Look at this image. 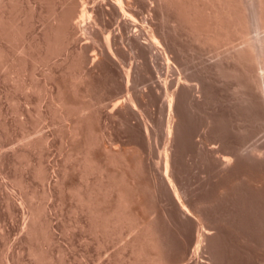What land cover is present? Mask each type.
I'll use <instances>...</instances> for the list:
<instances>
[{"label":"bare ground","instance_id":"obj_1","mask_svg":"<svg viewBox=\"0 0 264 264\" xmlns=\"http://www.w3.org/2000/svg\"><path fill=\"white\" fill-rule=\"evenodd\" d=\"M151 1L152 0H0V69L4 68V70H6L4 80L6 82L9 81L7 84H9L10 82H11L10 85L12 84V86H10V85L9 86L12 87L13 89H9V90L13 91L15 89V91H21V93L24 92L23 95L27 94L28 97H31L34 94H36V95L44 94L42 92H47V90H45L47 85L41 86V84H39L40 82L38 83V81H37L38 78H35L36 69H38L39 65L50 62V60L53 59V57L64 56L62 54L65 53V56H64L65 58H62L63 59V62H62L63 63V66H62L63 69L61 71V75L60 76H58L57 74L52 75V73H50L51 75L50 74L48 75V73H47L48 76L47 77L45 76L46 77L45 81L54 82V88L51 90L49 88V90L47 92V95H49V97H50L49 103L51 106L50 105L49 106H50V108L52 107L54 109L53 113H55V115H57L56 117L59 121L61 120L60 122H63V123L68 122V123L64 124L65 127H62L61 130L57 129L58 131L56 132L62 138L61 143L63 142V145L68 143L67 146L69 147V149L67 147V150H68L67 156H66L67 159L65 158V160H67V162H70V161L74 162V163H71L72 166L70 168L65 166L67 162L63 165L64 168L62 170V176L60 175L62 178H61V181L59 180L60 182L57 181L58 182L57 188L61 187V189H62V191H58L59 194H60V192H63V193L67 192V194L70 195L69 199L72 198V201H73V199L76 201V206L74 209H76L77 212L79 211L81 213L80 215H82L81 216L82 218L79 219L80 222L78 221L81 225L82 231L84 232V234L89 233L92 236H94L96 242L100 246L105 245V243L109 240L112 241L113 240L112 237L113 236L115 237V235H118V238L121 237L122 239L125 236V238H124L125 240L123 239L125 242H123V245L121 244L122 245V246H120L121 248L117 249V251L114 253V255L111 259H110L111 256L109 257V260L106 264H178V263H181L180 260H181L182 255L180 252L179 253L181 256L179 258H176V259H174L175 257H173L172 259L170 258L169 254H170L171 250H169V248H170L169 246L171 243L169 244L168 241H171V240L166 239L170 234L168 236H166L165 231H167V230H165V229H167L168 227L162 228V226L164 224L160 223L162 221H163V223H165L163 218H165V220H168L170 223H173V224L176 222L175 214L173 213V211H170L171 206H170V208L168 206L169 209L165 206L161 207V205H162L161 201H163L162 199H163V195H164L161 184L167 185V189H168L167 192L170 195L169 199L172 201L171 203H173V205L177 209V211H175V212H177L179 215V217L178 216L177 217L179 218L181 223H185L187 225L183 229V232L181 231L184 234V237L188 238L187 243H186V241H183L186 243V245L188 244L187 249H190L188 247L189 246L192 247V245H193V244L192 245H190V244L192 242H195L196 249L192 250V251H194L193 254L190 253L191 259L189 258V261L191 260V262H193V264H195V263L196 264H204L205 262L204 261L201 262L202 259L200 261V259L198 258V257H202V255L200 254L201 253L200 250H202L201 248H202L203 242L204 241L206 242V238H207V240H209L208 238H210V239L213 238V237H211L212 234L210 233L211 231H213V229L210 230V228H214L215 226H214V223L212 221L208 220L209 219L208 217H205V218H207L205 220L206 221L208 220V222L210 221L211 223H213V225H211V227H208L209 225L206 226L207 223L202 221L204 224H206L205 226L208 229H206V227L204 228V224H202V222H199L200 220L197 221L198 219H196V218L197 217L199 218L201 215V214L199 215V213L201 212L200 208H201V206H203V204H206V202L205 203L200 202V199L197 198L200 203L194 207L193 204H191L192 201L189 202V200L185 197L186 191H184L183 186H181L179 184L177 177H176L177 174L175 175V173H174L173 158H175V157L173 156L174 151H172L173 150L172 145H174L173 143L175 142L174 139H175L176 131H178L177 130V127L179 126L178 120L180 121V119H178L177 112L179 111V107H181V105H183V106H185V108L192 111L193 113L194 112H197L199 114H200V112L202 113V111H203L202 105L203 104L208 105L207 102L212 98V97H210V95H211L210 90L212 87L211 86L212 81H213L212 79L215 78V77L212 78V76H213L212 74H215L216 77H219L220 79H222L224 81H229V80L234 81L235 86H232V88L235 87L236 89L234 88V90H237V92L239 93V95H238L237 92H235L236 95L239 96V100H238V103H236V105H235L234 111H236V109H237L239 114H241V116L245 117L244 120H247L248 121L247 123L250 124L248 126L246 124H243L242 126L245 125L246 127L239 126L240 129L238 128L239 132H240V134L239 133L238 134L243 137L242 138L240 136V138H242V142H240V143L236 142L237 144H235V145L233 144V146L231 145V147H229L228 151H226V152H224L225 150H222L224 152L223 153V152H220L219 150H217L215 148L217 146L212 147L213 141H210L211 143L209 141H206L207 144L210 143L209 146H211L210 149H208V148L206 149V143L204 141L205 145H203V146H205L206 151L209 150V152H206L205 154L202 152H199V153L203 154V156H202V154H201V156L204 159L208 156L209 157L211 156L214 159L215 158H219V160L221 159L220 161L223 163V164H221V168L222 167L225 168V170H223V171L224 172L227 171V173H228V171H234V169H236V168H239V169L245 168V171L246 170L248 171L252 167L253 168L257 167L254 169L252 168L253 170L251 171V174H249L251 176L252 172L254 170L256 172L258 167L264 166L263 165L264 164V140H263V143H261L262 142L261 141V142H259L260 144L258 143V144L253 145V146L251 145L250 148L249 147L245 148V145H247V143L244 145V142L246 141V139H249L251 141L253 138L251 136L253 134L252 130H250V129H253V128H250L251 126L262 123L263 128H261V129H264V0H153V2L156 3L155 5L150 4L149 2H151ZM145 3H147V4L149 3L150 5L145 6L146 12L144 14V13H142L143 12L142 10L139 9L140 10L139 11L136 7L138 4L141 5V4H145ZM140 5H138V7ZM139 8H141V7H139ZM143 9H144V7H143ZM154 12H157V15H158L159 22H155V23L159 24L158 27H155V25H154ZM112 21H116L117 25L119 26V28H118L120 31L119 34H115V32L112 30V28L109 27L110 25L109 26L107 25L108 22L111 23ZM38 22H40L44 25V26L42 25L44 27L42 29L43 31L42 32L40 31V33H36L37 32L36 29H35L36 32L31 31V30H34V26ZM122 23H125L126 25L128 23H130L128 25L132 24L133 25L132 28L138 29L136 31V33L133 34V36L132 35L128 36V37L125 36V37H127V46L124 45L126 38H124V36L121 32V28H120ZM132 33H134V32H132ZM180 39H182V40L186 39V41L189 42L188 47L186 46L188 44L187 42H186L185 46L181 45V44H183L182 42L178 43V41ZM119 40L121 42L119 43V47H118L117 45H118ZM80 42H82V43H80ZM184 43H185V41H184ZM116 46H117V49L115 48ZM150 46L152 47V49L147 50V47L150 48ZM164 46H166V47H164ZM126 47H127V49H126ZM91 50L95 51L93 55H92V53H90ZM187 50L191 51L193 53L191 56V59L186 56ZM125 51H127V55H126ZM205 52L208 54L207 57L210 56V54H209L210 52H211V54L213 52L215 54V55H213L215 61L212 60L214 62H211V64H207L209 60L207 61V63L203 62V61L201 63L200 62L197 63L199 61L198 60L196 62L197 66L195 64L193 65V66H196L198 69L195 72L193 71L194 73L193 72L189 73L190 61L192 59L199 58L203 53L205 55L206 54ZM89 53H90V55H89ZM171 53H172V55L175 54V56L172 57ZM126 56H127V68L123 66V64L125 65L124 60H125ZM146 57L151 59L152 60L151 62H153V63L155 62L154 59H156L157 57H159V58L161 57L162 60L164 61V63H163L164 68L160 67L159 64L157 65L159 67H156L152 63L154 68H156L155 73L159 75V77L156 76L157 77L156 79L159 78L158 79L159 85L157 84L158 85L157 90L161 91V94H159V93L158 94L160 95V98L162 100L161 103H163V105L161 107V111H160L162 117H160V120H158L159 122L157 121L158 125L157 124L156 125L159 127V130L162 129V131L165 132V141L163 139V141L165 142V145L163 146L162 151L159 152V154L161 153V155H160L161 156V159H160L161 163L157 162L156 160L155 161L157 162V164L154 163L157 167L156 170L152 169L151 167L150 168L147 167L145 164L147 162L144 161L143 154H142L145 149H143V152L141 149L143 147V145H145L144 143H142L143 145L141 148L139 146H135V151L138 153V157H137L136 152L132 153L133 150L131 151V149H127V147L124 148V144H123V147H121L120 145L115 143L113 141V138L111 135L112 132L110 130H108V128L105 125H103L99 128H95L91 124L93 122L92 120L94 119L93 118L94 116L92 115L94 113H92V111L94 110L95 104L92 101H90V99L93 100V98H94L93 97L94 90H95V88H94L95 82L94 81H95V75H96L95 69L98 68L100 71L97 73L100 74L102 71H104V69H105L104 67L106 66L107 62L111 61V63H112V61H116L119 63V66L122 69V72H123V78L122 79H124V81H126V83H127V93H126L127 98L126 97L124 98V99H127V101H124V100L123 101L125 103L127 102V109L128 108L132 109L133 111L140 114V118L138 119V123L133 125V126L135 128V131L137 129V131L139 132V133L138 132L137 133L140 134L139 136H141L142 139H144L143 142L144 141L146 142V144L149 148L148 150L152 153V147H153L152 143L153 142L151 143V138L153 136H152L151 130L153 128L150 126L151 124L147 121L148 119L146 120L145 115L143 114V111H142V100L144 99V98L142 99V96L144 97L143 91H141L142 93L139 95V93H137V91H135V89H136L135 87L132 88L129 86L131 84V81H133V79H132V76H133L132 75V67H133L132 65H133V63L130 61L131 60L133 61L134 59L137 58V60L139 59V61H141V62L143 61V65H144L146 63H144V60H141V59H146ZM212 57H211V59H213ZM203 58H205V57L203 56ZM206 59H208V58H206ZM195 61L196 60H194V62ZM145 62H147V61H145ZM62 63H60V65ZM86 64H90L92 66L89 69H86L85 71L82 70V72H80V73L75 68L77 66L83 67ZM192 64H193V62H192ZM73 68H74V70L78 71V74H76L77 73L76 71H75V74H73L74 73V72H72ZM154 68H153V70H154ZM149 69H151V68H149ZM194 69H196V68H194ZM163 70H165V72H166L165 75H161V73L162 74L164 73ZM0 72H1V70H0ZM150 72H151V70H150ZM170 73L171 74L173 73L175 76L177 75V77L176 78H174L175 76L171 77L169 75ZM144 75H145V73H144ZM164 76H166L165 79H163ZM28 77L30 79H28ZM107 78H108V76H107ZM151 78H150V81H151ZM48 79H50V80H48ZM148 79H149V77H148ZM152 80H153V78H152ZM158 80H156V81H158ZM224 81H221V82L223 83ZM194 82H195V84H193ZM134 83H135V86H137L140 83V77L134 78ZM154 83H152V84L154 85ZM113 84H114V82H113ZM147 85H148V83H147ZM214 85H216V82ZM224 85H226V84L224 83ZM230 85H232V83H230ZM96 86H97V84H96ZM144 86H145V84H144ZM156 86H154V87H156ZM121 88H123V87H121ZM195 89H198V90L203 89V92H205V96H204L205 101L204 102H202L201 100H198V99L196 100L194 98L193 92L195 91ZM220 89H223V88H220ZM227 89H228V87H227ZM5 90H6V88H5ZM234 90L232 89V91H234ZM211 91H213V90H211ZM39 92H41V93H39ZM96 92H95V94H97ZM199 92H201V90ZM218 92H217V94H218ZM223 92L221 94H223ZM226 92L228 93V91H226ZM9 93L10 92H8V94ZM212 94H214V93H212ZM149 95H151V94H149ZM199 95H200V93H199ZM236 95L234 94V96H236ZM40 96L43 98L42 95H40ZM95 98H96V95H95ZM41 99L39 98V100H41ZM43 99H45V98H43ZM157 99H158V97H157ZM227 99H228V97H227ZM12 100H14V99H12ZM156 100H155V102H156ZM212 101H213V99H212ZM225 101H227V100H225ZM12 102L15 103V101H12ZM41 102L42 101H40L38 103L41 104ZM116 102H117V104H118V102L122 104V101H116ZM231 102H232V100H231ZM236 102H237V100H236ZM234 103H235V101H234ZM15 104H17V102ZM215 104H216V102H215ZM118 105L116 106V104H115V109H116V107H119ZM121 107H120V109H122ZM152 107H154V106H152ZM156 107H157V105H156ZM232 107H233V105H232ZM113 108H112V110H113ZM185 108L183 107V109H185ZM212 108L210 107L211 110H212ZM13 109H15V108H13ZM150 109H152V108H150ZM216 109H218V107ZM29 110L30 109H28V111ZM15 111H16V109H15ZM182 111H184V110H182ZM225 111L227 112V110H225ZM1 112H2V110H1ZM185 113H187V110ZM223 115H225V114H223ZM46 116H48V115H46ZM200 116H203V115H200ZM229 116H230V114H229ZM73 117L74 118L76 117V118L73 119ZM236 117L237 116H235L234 119H236ZM133 118H135V117H133ZM210 118L211 117L209 116V119ZM223 118H225V117H223ZM226 119H224V120H226ZM194 120L197 121V119H193V121ZM201 120H202V118H201ZM203 120H205V119H203ZM241 120H243V119H241ZM182 121L184 122V120H182ZM215 121H216V119H215ZM133 122H135V121H133ZM200 122H202V121H199L198 124ZM207 122H208L209 126L211 124L212 125L215 124V123L213 124L214 121L212 122L211 120L210 121L207 120ZM220 122L222 123V121H220ZM229 122H230V120H229ZM239 122H240V120H239ZM190 123H192V122L190 121ZM217 123H219V122H217ZM225 123L226 122H224V124ZM219 124H216V125L220 126ZM25 125H26V122H25ZM27 126H26V128H28ZM195 126H193V127H195ZM209 126L205 127V128L209 129L210 128ZM214 127L216 128V126H214ZM225 127L226 126L224 125V130L227 129ZM232 127H233V125H232ZM52 128H56V127H52ZM184 128H186V127H184ZM39 129L38 130L36 129L37 132L34 130V132L37 134V136H35V137L31 136L33 133L30 135L28 130L25 129V131L28 132L27 136L25 135V133L23 131L24 135L22 136V138L23 137L24 138L22 140H20V142L22 141L21 142L22 148L14 149L15 148L14 147L13 150L11 149L12 156L14 158H22V157L26 158V156H29L32 153L34 154L38 149L41 150L42 156H40V157L43 158L45 156V152L43 155L42 150H44V147L49 143L50 139H49V136L46 135L47 131H48L47 129H46L47 131H45V130L41 131V129L40 130ZM156 129H158V128H156ZM256 129L258 130V126L256 127ZM216 130H214V131H216ZM224 130H223V133L225 132ZM4 131H5V129H4ZM11 131H13V130H11ZM44 131L46 132V134ZM109 131L111 132V134ZM154 131H155V129H154ZM221 131H220V134H221ZM259 131L260 132H257L258 134L261 132H263V134H264V131H261V130H259ZM30 132H33V131L30 130ZM155 132H153V135L158 136L157 132L156 133ZM194 132H196V131H194ZM208 132H210V131L208 130ZM50 133H51V131H50ZM133 133H134V130H133ZM203 133H205V131ZM226 133L227 132H225L224 135ZM198 134H200V133H198ZM205 134H207V133H205ZM214 134H213L214 137L217 136ZM216 134H218V133H216ZM59 135H58V137H59ZM162 135H163V133H162ZM207 135H206V139L211 137V136L207 137ZM250 136L252 137L251 139L249 138ZM255 136H254V138H256ZM4 137H5V135H4ZM201 137H202V135H201ZM221 137H223V136H221ZM260 137H262V136H260ZM204 138H205V136H204ZM215 138H217V137H215ZM257 138H259V137L257 136ZM195 139H197V137ZM198 139H199V135H198ZM2 140L4 141V139H2ZM227 140H228V138H227ZM254 140H256V139H253V141ZM190 141L192 142V140H190ZM238 141H240V140H238ZM154 142L156 143V141H154ZM198 142H200V141H198ZM198 142H197V144H198ZM217 142H219V141L217 140ZM1 144H2V142H1ZM17 144H18V142H17ZM157 144H158V142H157ZM215 144L218 145V143H215ZM17 146H19V145H17ZM147 146H146V149H147ZM183 146H186V145H183ZM218 146H220V145H218ZM198 148H199L198 151L201 150L200 145ZM158 150H161V149H158ZM203 150H204V148H203ZM193 151H194V149H193ZM9 152H10V150H9ZM3 153H4V150H3ZM6 153L7 152H5V155H6ZM200 154H198L199 158H200ZM174 155L176 156V153ZM179 155H181V154H179ZM145 156H146V154L144 155V157ZM149 157H151V155ZM196 157H198V156H196ZM0 158L2 159L5 157H4V155L3 156L1 155ZM203 158H201L202 162L204 160ZM1 159H0V169L2 167H4V163H5ZM207 159H209V158H207ZM194 160H195V158H194ZM197 162H199V161H197ZM207 165H209V164H207ZM207 165H204V167ZM34 167H35V165H34ZM200 167H203V165ZM217 168H219V167H217ZM217 168L215 171H217ZM221 168H219V169H221ZM247 168H249V169H247ZM38 169H39V172L42 174V175L38 174V176L40 175L39 177H42V179H41L42 183H43V181L44 182L46 181V183H47V181L51 180V179L48 180V178L50 177L49 176L50 174L48 175V171H47L48 168L46 169L45 166L42 167V164H41V167L39 166L36 169L37 173H38ZM262 169H263V167H262ZM262 169H261V171H262ZM202 170H204V169L202 168ZM70 171L74 172V174H76V175H78V177H80V180H81L80 184L71 183L72 180H70L71 182L69 184L67 183ZM221 171H222V169H221ZM245 171H243V174ZM261 171H259V173H256V174L257 175L262 174ZM182 172H184V171H182ZM236 172H239V171H236ZM206 173H208V172H206ZM229 173H231V172H229ZM221 174L223 175L224 173H221ZM243 174H241V176L238 177L239 180L242 181V179L243 180L249 179L248 181H246V182L244 181V182L245 183H247V182L251 183L248 186L251 185V189H253V191H255L254 194H256V191H258L259 193H260V191L263 192L262 195H260V198H261L260 200H256L257 197L255 196L256 197L255 198L253 196L255 199H254L253 203H251V210L256 214V216H258V217H256L257 218V227L256 228H258L260 230V233H263V236H264V175H262V176L260 175V177H257V175H256V177H254V175H252L251 176L252 178H250V176H248V174H245V175H243ZM253 174H255V173H253ZM202 175H204V174H202ZM216 175H219V174H216ZM91 176L94 177L93 181L90 180ZM223 177H225V176L223 175L220 178H223ZM227 177H229V175ZM218 178L216 177V179H218ZM230 178H231V176H230ZM238 178L237 179L233 178L232 182H234L235 180H238ZM240 178H242V179H240ZM91 179H92V177H91ZM212 179L214 180V178H212ZM212 179H210V180H212ZM200 180H202V179H200ZM210 180H209V182H210ZM225 180H224V182H225ZM228 180H229V178H228ZM13 181L14 180H12V182ZM52 181L53 180H51V182ZM190 182H191V180H190ZM198 182H201V181H198ZM236 182H235V184H236ZM14 183H15V186L17 185L18 189L20 187L21 190L20 189L19 190L21 192H22V190L25 191V187H24L25 184L24 183L17 181V180L14 181ZM218 183H216V185ZM238 183H240V182H238ZM209 184L210 183H208V185ZM222 184H223V182H222ZM233 184H230V185L233 186ZM238 185H240V184H238ZM0 186H1V184H0ZM25 186L28 189V192L26 191L27 192L26 193L23 191L24 194L26 193V195H25L26 200L24 199V203L26 206H28L29 217H28V220L26 221L25 227L23 229L22 236H23V241H25V243L28 246L27 248H28L29 253H30V254L29 253L28 254L31 255V257L37 262V264H57L54 257L51 254H49L46 250H44L45 247H44V249H38V247L37 248L35 247L36 243L34 244V242H37V243L39 241L40 242L42 241V243H43V241L51 242L52 239L54 238L53 237L54 235L52 236V232H51L52 225H50L51 222L49 221V219L46 216L47 213H45V212H47L46 209L48 207L42 208L40 206V208H39L37 206H34L33 205V202H34L33 198H35L36 194L34 195V192H32V191L31 192L33 194L32 193L28 194V193H30L29 192L30 189L27 187V185H25ZM232 186H230V188H229V187H227V184H226L227 190H228V188L231 189ZM237 186H236V188H237ZM248 186H245V187L248 188ZM239 188H241V187H239ZM220 189H222V188L220 187ZM150 190L152 191L151 193L153 194L150 196V199H151V197H152V199L155 198L154 200L157 203H160L159 206L158 205H154L153 207L151 206L152 201L150 202V200L148 199V197H149L148 192H150ZM211 190H212V188H211ZM234 190L237 191V189H235V187H234ZM242 190H243V188H242ZM199 191L202 192L201 190H199ZM238 191H240V189ZM215 192H216V190H215ZM221 192H222V190H221ZM221 192H220V194H222ZM44 193L46 194V192H44ZM206 193H204V194H206ZM238 193H241V192H238ZM238 193H237V195H238ZM208 194H209V192H208ZM217 194H219V190H218ZM243 194H244V192L242 193V195ZM48 196H49V194H48ZM55 196H56V194H55ZM189 196H191V195H189ZM224 196H226V195L223 194V197ZM63 197H64V195H63ZM191 197H193V195ZM195 197H197V196L195 195ZM205 197H206V195H205ZM217 197H215V198H217ZM10 198L13 199L12 194L10 195ZM10 198H8L7 200H8V204L10 203V205H11L12 202H11ZM232 199H233V197H232ZM154 200H153V202H155ZM217 200H218V198L216 199V204H217ZM212 201H214V200H212ZM223 201H225V200H223ZM246 201H247V199H246ZM220 202H219V204H222ZM164 203H166V202H164ZM241 203L243 204L242 200H241ZM71 204L73 205V203H71ZM209 204H210V202H209ZM169 205H170V203H169ZM223 206H225V205H223ZM240 206H241V204H240ZM12 207H13V205H12ZM246 207L248 208V207H250V205L249 206L246 205ZM207 208L208 207H206L204 209H207ZM243 209L245 210L244 207H243ZM10 211L12 212V210H10ZM203 212H206V211L203 210L202 214H203ZM160 213H161V217L164 216V217H162V220H160ZM206 214L204 216H206ZM214 214H216V213H214ZM234 214H236V212ZM249 214H251V213H249ZM13 215H14V211H13ZM222 215H223V213H222ZM195 216H197V217L195 218ZM251 217H253V216H251ZM238 218H236V219H238ZM192 219H196V221H197L196 224L195 223L190 224L191 221H194ZM199 219H202V217H200ZM244 220H245V218H244ZM168 221H166V222L168 223ZM246 221L247 220H245V222ZM218 222H216V223H218ZM216 223H215V225H216ZM246 223H248V222H246ZM160 224H162V225H160ZM185 224H183V225H185ZM227 224H225V225H227ZM243 224H244V222H243ZM222 225L223 224H221V226ZM247 225H245V227ZM250 226H252V225H250ZM216 228L214 229L215 231H217L219 229L218 228L216 230ZM247 229H249V228L247 227ZM188 231L193 232L191 238H190V236L188 237V234H187ZM231 231H233V229ZM237 231H239V230H237ZM242 231H243V228H242ZM255 231H257V230H255ZM195 232H196V235H195ZM171 233L174 234V231ZM217 233H220V232H217ZM245 233H244V235H245ZM178 234H179V232H178ZM127 235H128V237H127ZM217 235H219V234H217ZM179 236H181V235L179 234ZM184 237H183V239L185 240ZM244 237L247 238L246 235ZM168 238H170V237H168ZM255 238H257V237H255ZM116 239H114V240H116ZM241 239H243V238H241ZM261 240H263V239H261ZM235 241L237 242V240H235ZM246 241H249V240H246ZM255 241H257V240H255ZM255 241L253 243L251 241H249V243H252L250 245L252 246L253 244H255ZM46 242H44V243H46ZM44 243H43V245H44ZM262 243L264 244V242H262ZM49 244H51V243H49ZM49 244H48V246H49ZM108 244H106V245H108ZM256 244H258V242ZM244 245H245V243H244ZM177 247H178V245H177ZM183 247H184V245H183ZM258 248H260V245ZM185 250H186V247H185ZM186 251H188V250H186ZM186 251H184V252H186ZM203 251H205V250H203ZM246 251H248V249ZM261 251H262V249H261ZM172 252H173V250H172ZM190 252H191V250H190ZM187 253H183V254L185 255ZM255 253H256V251H255ZM258 253H259V251H258ZM199 254L201 256H199ZM187 255H189V254H187ZM187 255H185V256H187ZM203 255H204V253H203ZM172 256H173V254H172ZM174 256H175V253H174ZM183 256H182V259L184 258ZM204 257L205 256H203V258ZM61 260H62L61 262H63V259H61ZM184 260H186V259H184ZM191 262H189V263H191ZM58 263H60V260ZM63 263H61V264H63ZM187 263H185V264H187ZM257 264H258V262H257Z\"/></svg>","mask_w":264,"mask_h":264},{"label":"rangeland","instance_id":"obj_2","mask_svg":"<svg viewBox=\"0 0 264 264\" xmlns=\"http://www.w3.org/2000/svg\"><path fill=\"white\" fill-rule=\"evenodd\" d=\"M150 4H153V5H155L156 3L155 2H153V0L151 1V2H149ZM147 4V3H145V4H138V5H140L139 7H141V8H139L138 7V5H137V9L139 10H142L141 12L142 13H144L145 14V12H146V7L145 6H147V5H150V4ZM144 5V6H143ZM143 7H144V9H143ZM139 10V11H140ZM147 14V13H146ZM157 17V18H156ZM113 22V23H112ZM111 23H109L108 22V26L110 27V28H112V30L115 32V34H119V26L117 25V23H116V21H112ZM155 22H159V19H158V15H157V12H154V25H155V27H158L159 26V24L158 23H155ZM116 25H115V24ZM128 24H130V23H128ZM126 25L125 23H122V25H121V32H122V34H123V36H124V38H126L125 39V46H127V37L128 36H133V34H135L136 33V31L138 30V29H136V28H132L133 27V25L131 24V25ZM43 24L42 23H40V22H38L35 26H34V30H31V31H35V29H36V33H40V31L42 32L43 30V26H42ZM130 26V27H129ZM116 28V29H115ZM128 29V30H127ZM131 30V31H130ZM117 31V32H116ZM127 31V32H126ZM132 32H134V33H132ZM119 36V35H118ZM125 36H127V37H125ZM184 39V38H183ZM184 41H185V43H184ZM121 41L119 40L118 41V47H119V43H120ZM179 42H182L183 44H181L182 46H185V44H186V42L188 43L186 46L188 47V45H189V42L188 41H186V39L185 40H182V39H180L179 41H178V43ZM80 43H82V42H80ZM117 46L115 47L116 49H117ZM164 47H166V46H164ZM126 49H127V47H126ZM152 49V47L150 46V48L149 47H147V50H151ZM166 49V48H165ZM93 50H91L90 51V53H92V55L94 54V52L95 51H93ZM126 52V55H127V51H125ZM90 53H89V55H90ZM191 53V54H190ZM206 53V52H205ZM188 54V55H187ZM192 52L191 51H188L187 50V53H186V56L188 57V58H190L191 59V56H192ZM207 54V53H206ZM204 55V53L199 57V58H197V59H192L191 61H190V65H189V69H190V71H189V73L191 72H195L198 68L196 67L197 66V64H196V62L197 63H201L202 61L203 62H206L207 63V61H208V63L207 64H211V62H214L215 60H214V56L213 55H215L213 52H212V54H211V52L209 53L210 54V56L209 57H207L208 56V54L207 55ZM62 55H64L65 56V53H63ZM171 55H172V53H171ZM64 56H55V57H53V59H51L50 60V62H48V63H45V64H41V65H39V67H38V69H36V71H35V78H38L37 79V81H38V83L39 84H41V86H46V88H45V90H47V92H48V90H49V88H50V90L51 89H53L54 88V82H51V81H45V79H46V77L50 74V73H52V75H58V76H60L61 75V71H62V69H63V59L62 58H65ZM175 56V54H173L172 55V57H174ZM203 56L205 57V58H203ZM213 56V57H212ZM211 57L213 58V59H211ZM206 58H208V59H206ZM211 60H210V59ZM202 59V60H201ZM137 58L136 59H134L133 61L131 60L130 62H132L133 63V67H132V79H133V81H131V84L129 85L130 87H132V88H136L135 89V91H137V93H139V95L142 93L141 91H143V95H144V97L142 96V111H143V114L145 115V118H146V120L151 124L150 126L153 128L151 131H152V138H151V143H152V153L148 150L149 148H148V146H147V144H146V142L144 141L143 142V140L144 139H142L141 138V136H139L140 134H138L139 132L137 131V129H136V131H135V128H134V126L133 125H135V124H137L138 123V119L140 118V114H138L137 112H135V111H133L132 109H127V102L125 103L124 101H127V99H124L125 97L127 98V83H126V81H124V79H122L123 78V72H122V69H121V67L119 66V63L118 62H116V61H112V63H111V61H109V62H107L106 63V66L104 67L105 69H104V71H102L100 74H98L97 72H99L100 70L98 69V68H96L95 69V86H94V88H95V90H94V94H95V92L97 93V94H95L96 95V98H95V95L93 94V100L92 99H90V101H92L94 104H95V106H94V110L92 111V113H94V114H92L94 117V119L92 120L93 122L91 123L92 124V126H94L95 128H99V127H101V126H103V125H105L107 128H108V130H110L111 132H112V134H111V132H110V134L112 135V138H113V141L115 142V143H117L118 145H120L121 147H123V144H124V148L125 147H127V149H131V151L133 150V152L132 153H135L136 151H135V146H139L140 148L142 147V143H144L146 146H147V149H146V146L145 145H143V147L141 148L142 149V152H143V149H145L144 150V152L142 153L143 154V158H144V161H146L147 163H145L146 164V166L147 167H151L152 169H157V167H156V165L155 164H157V162H160L161 163V153L159 154V152H161L162 151V149H163V146L165 145V132L164 131H162V129H160L159 130V127L157 126L158 125V120H160V117H162V115H161V113H160V111H161V107H162V105H163V103H161V98H160V95L159 94H161V91H159V90H157V87H158V82H159V78L158 79H156L157 77L156 76H158L159 77V75L158 74H156L155 72H156V68H154V66H156V67H163L164 68V61L162 60V58L160 57H157L156 59H154V63L153 62H151L152 60L151 59H149L148 57H146V59H141V60H144V63H146V64H144L143 65V61L141 62V61H139V59L137 60ZM194 60H196L195 62H194ZM201 60V61H200ZM212 60H214V61H212ZM145 61H147V62H145ZM149 61V62H148ZM157 61V62H156ZM161 61V62H160ZM129 62V63H130ZM137 62V63H136ZM139 62V63H138ZM151 62V63H150ZM192 62H193V64H192ZM60 63H62L61 65H60ZM124 63H125V65L123 64V66L124 67H126L127 68V56H126V58H125V60H124ZM142 63V64H141ZM149 63V64H148ZM152 63H153V65H152ZM162 63V64H161ZM109 64V65H108ZM114 64V65H113ZM139 64V65H138ZM159 64V66H157ZM196 65V66H193V65ZM89 65V66H88ZM112 65V66H111ZM81 66V65H80ZM87 66V67H86ZM92 65H90V64H86V65H84L83 67L81 66V67H79V66H77V67H75L76 68V70H78L79 71V73L80 72H82V70L83 71H85L86 69H89L90 67H91ZM138 66V67H137ZM141 66V67H140ZM143 66V67H142ZM151 66V67H150ZM192 66V67H191ZM79 67V68H78ZM109 67V68H108ZM111 67V68H110ZM117 67V68H116ZM146 67V68H145ZM84 68V69H83ZM107 68V69H106ZM149 68H151V69H149ZM153 68H154V70H153ZM194 68H196V69H194ZM80 69V70H79ZM134 69V70H133ZM1 70V72H0V141L2 140V139H4V141L2 140L1 142H2V144H1V142H0V156L2 155H4V157L5 158H0L2 161H4L5 163H4V167H2L1 169H0V184H1V186H0V264H37V262L31 257V255H29L30 253H29V250H28V246H27V244L25 243V241H23V236H22V233H23V229H24V227H25V224H26V221L28 220V217H29V214H28V206H26L25 205V203H24V199L26 200V193L28 192V189L26 188V186L25 185H27V187L30 189L29 190V192L30 193H28V194H31L32 192H34V195H35V198H33L34 200V202H33V205L34 206H37V207H39L40 208V206L43 208V207H48L46 210H47V212H45V213H47L46 214V216H47V218L49 219V221L51 222V224L50 225H52V227H51V232H52V236L54 237H52L53 239H52V241L51 242H49V241H43V243L44 242H46V243H44V245H43V243H42V241L40 242H34V244L36 243V248L38 247V249H44V247H45V249L44 250H46L49 254H51L53 257H54V259H55V261L57 262V264H61V263H63V264H106L107 262H108V260H109V257H110V259L113 257V255H114V253L117 251V249H119V248H121L120 246H122L123 245V242H125L124 240V238H125V236H124V240L121 238V237H119L118 238V235H115V237L113 236L112 238H113V240L111 241V240H109V241H107L106 243H105V245H102V246H100L97 242H96V240H95V238H94V236H92L91 234H87V233H85L84 234V232L82 231V229H81V225H80V220L79 219H81L82 217V215H80L81 213L78 211H76V209H74L75 208V206H76V201L73 199V201H72V198H70L69 199V197H70V195L69 194H67V192H65V193H63V192H60V194H59V192L58 191H62V189H61V187H58L57 188V186H58V182H60L61 181V176H62V170H63V168H64V164L67 162V160H65V158H66V156H67V145H68V143H66V144H64L63 145V142L61 143V137H60V135L58 134V133H56L58 130H61V128L62 127H65L64 126V124L65 123H68V122H60L58 119H57V115H55V113H53V111H54V109L51 107L50 108V97H49V95H47V92H42V93H44V94H38V95H36V94H34V95H32L31 97H28L27 96V94H24L23 95V93H21V91H15V89L12 91V90H9V89H13L12 87H10V86H12V84L10 85V83L9 84H7L9 81H5L4 79H5V73H6V70H4V68L3 69H0ZM76 70H74V68L72 69V72H74L73 74H75V71ZM108 70V71H107ZM150 70H151V72H150ZM153 70V71H152ZM78 71H76L77 73L76 74H78ZM138 71V72H137ZM149 71V72H148ZM164 71V73L162 74L161 73V75H165L166 74V72H165V70H163ZM162 71V72H163ZM56 72V73H55ZM71 72V73H72ZM116 72V73H115ZM118 72V73H117ZM121 72V73H120ZM148 72V73H147ZM193 72V73H194ZM47 73H48V75H47ZM106 73V74H105ZM144 73H145V75H144ZM153 73V74H152ZM45 74V75H44ZM135 74V75H134ZM153 76H152V75ZM51 75V74H50ZM171 77H174L175 75L172 73H170L169 74ZM173 75V76H172ZM213 75V76H212ZM211 76H212V78H214V79H212L213 81H212V87H211V90H213V91H211L210 90V97H212L207 103H208V105H202V113L200 112V114L199 113H197V112H192V111H190V110H188L187 108H185V106H183V105H181V107H179V111L177 112V115H178V119H180V121L178 120V127H177V130L178 131H176V135H175V142L173 143L174 145H172V151H174L173 152V156L175 157V158H173V163H174V173H175V175H176V177H177V180H178V182H179V184L181 185V186H183V188H184V191H186L185 192V197L189 200V202H191V204H193V206L195 207V206H197L200 202H206V204H203V206H201V208H200V213H199V215H200V217H202V219H199L197 216H195V218L196 219H198L197 221H199V222H205V223H207V225L206 224H204L203 222H202V224H204V228L206 227V226H208V227H211V225H213V223H214V228H210V230H212L213 229V231H211L210 233L213 235H211V237H213V238H208L209 240H207V238H206V242L204 241L203 242V245H202V250H200V254L202 255V257H198L199 259H200V261H201V259H202V261L201 262H205L204 264H257V262H258V264H263L264 263V244L262 243V242H264V236H263V233H260V230L258 229V228H256L257 227V218L256 217H258V216H256V214L251 210V203H253V201H254V199L256 198V200H260L261 198H260V195H262V191H260V193L258 192V191H256V194H254L255 193V191H253V189H251V185L250 186H248L249 184H251V183H249V182H247V183H245L246 181H248L249 179H245V180H243L242 178H240V179H242V181L241 180H239V176H241V174H243V171H245V168H241V169H239V168H236V169H234V171H228V173H227V171H223V170H225V168H221V164H223L220 160H219V158H213V157H206L205 159L202 157L203 156V154L202 153H206V152H209V150H207L206 151V149L208 148V149H210V147L211 146H209V144L211 143L210 141H213L212 142V147L213 146H217V147H215L217 150H219L220 152H223L222 150H225L224 152H226V151H228V148L229 147H231V145L233 146V144L235 145V144H237V143H240V142H242V136L241 135H239L240 134V132H239V129H240V127L239 126H241V127H246L245 125L244 126H242L243 124H246L247 126L248 125H250V124H248L247 122V120H244V118L245 117H243V116H241V114H239V112L237 111V109H236V111H234V109H235V105H236V103H238V100H239V96H237L236 95V93L235 92H237V90H234V88L235 87H233L232 88V86H235V82L234 81H231V80H229V81H224V80H222V79H220L219 77H216L215 76V74H212ZM46 76V77H45ZM107 76H108V78H107ZM135 76V77H134ZM147 76V77H146ZM153 78V80H152V78ZM2 77V78H1ZM118 77V78H117ZM138 77H140V83L137 85V86H135V83H134V78H138ZM148 77H149V79H148ZM165 77L166 76H164L163 77V79H165ZM177 77V75L174 77V78H176ZM114 78V79H113ZM117 78V79H116ZM150 78H151V81H150ZM218 78V79H217ZM2 79V80H1ZM28 79H30L29 77H28ZM155 79V80H154ZM48 80H50V79H48ZM116 80V81H115ZM119 82H118V81ZM148 80V81H147ZM156 80H158V81H156ZM215 80V81H214ZM99 81V82H98ZM123 81V82H122ZM153 81V82H152ZM221 81H224L223 83L221 82ZM5 82V83H4ZM47 82V83H46ZM112 82V83H111ZM113 82H114V84H113ZM155 82V83H154ZM157 82V83H156ZM214 82V83H213ZM215 82H216V85H214L215 84ZM232 83V85H230V83ZM100 83V84H99ZM124 83V84H123ZM126 83V84H125ZM147 83H148V85H147ZM152 83H154V85L152 84ZM224 83L226 84V85H224ZM234 83V84H233ZM6 84V85H5ZM96 84H97V86H96ZM144 84H145V86H144ZM158 84V85H157ZM193 84H195V82L193 83ZM218 84V85H217ZM8 85V86H7ZM10 85V86H9ZM100 85V86H99ZM116 85V86H115ZM147 85V86H146ZM153 85V86H152ZM157 85V86H156ZM222 85V86H221ZM118 86V87H117ZM150 86V87H149ZM154 86H156V87H154ZM214 86V87H213ZM221 86V87H220ZM101 87V88H100ZM121 87H123V88H121ZM227 87H228V89H227ZM5 88H6V90H5ZM8 88V89H7ZM119 88V89H118ZM138 88V89H137ZM142 88V89H141ZM220 88H223V89H220ZM117 89V90H116ZM156 89V90H155ZM232 89L234 90V91H232ZM236 89V88H235ZM119 90V91H118ZM150 90V91H149ZM155 90V91H154ZM201 90V92H199ZM200 90H198V89H195V91L193 92V95H194V98L197 100H201L202 102H204L205 100V92H203V89H200ZM230 90V91H229ZM140 91V92H139ZM145 91V92H144ZM148 91V92H147ZM219 91V92H218ZM221 91V92H220ZM224 91V92H223ZM226 91H228V93L226 92ZM8 92H10L9 94H8ZM17 92V93H16ZM41 92H39V93H41ZM124 92V93H123ZM152 92V93H151ZM217 92H218V94L220 95L222 92H223V94H221L220 96L217 94ZM7 93V94H6ZM146 93V94H145ZM154 93V94H153ZM157 93V94H156ZM159 93V94H158ZM197 93V94H196ZM199 93H200V95H199ZM202 93V94H201ZM212 93H214V94H212ZM236 95V96H234V94ZM15 94V95H14ZM149 94H151V95H149ZM237 94L239 95V93L237 92ZM10 95V96H9ZM36 95V96H35ZM40 95H42L43 96V98H45V99H43ZM47 95V96H46ZM125 95V96H124ZM199 95V96H198ZM203 95V96H202ZM158 97V99H157V97ZM222 96V97H221ZM234 96V97H233ZM26 97V98H25ZM202 97V98H201ZM227 97H228V99H227ZM233 97V98H232ZM29 98V99H28ZM39 98L41 99V100H39ZM47 98V99H46ZM119 98V99H118ZM147 98V99H146ZM151 98V99H150ZM216 98V99H215ZM222 98V99H221ZM231 98V99H230ZM237 98V99H236ZM12 99H14V100H12ZM157 99V100H156ZM212 99H213V101H212ZM222 101H221V100ZM29 100V101H28ZM49 100V101H48ZM124 100V101H123ZM155 100H156V102H155ZM225 100H227V101H225ZM231 100H232V102H231ZM236 100H237V102H236ZM12 101H15V103L17 102V104H15L14 102H12ZM40 101H42L41 102V104L40 103H38V102H40ZM116 101H122V104L121 103H119L118 102V104H117V102ZM144 101V102H143ZM158 101V102H157ZM216 102V104H215V102ZM234 101H235V103H234ZM31 102V103H30ZM99 102V103H98ZM211 102V103H210ZM220 102V103H219ZM113 103V104H112ZM156 103V104H155ZM101 104V105H100ZM115 104H116V106L118 105L119 107H116V109H115ZM145 104V105H144ZM221 104V105H220ZM233 105V107H232V105ZM19 107H18V106ZM50 105V106H49ZM156 105H157V107H156ZM161 105V106H160ZM216 105V106H215ZM28 106V107H27ZM122 106V107H121ZM152 106H154V107H152ZM221 108H220V107ZM114 107V108H113ZM120 107L122 108V109H120ZM160 107V108H159ZM183 107L185 108V109H183ZM206 107V108H205ZM210 107L212 108V110L210 109ZM218 107V109H216ZM13 108H15L16 109V111H15V109H13ZM25 108V109H24ZM112 108H113V110H112ZM145 108V109H144ZM150 108H152V109H150ZM156 108V109H155ZM224 108V109H223ZM233 108V109H232ZM28 109H30L29 111H28ZM53 109V110H52ZM184 110V111H182V110ZM222 109V110H221ZM1 110H2V112H1ZM116 110V111H115ZM118 110V111H117ZM130 110V111H129ZM186 110H187V113H185L186 112ZM205 110V111H204ZM217 110V111H216ZM225 110H227V112L225 111ZM230 110V111H229ZM28 111V112H27ZM113 111V112H112ZM145 111V112H144ZM15 112V113H14ZM30 112V113H29ZM207 112V113H206ZM226 112V113H225ZM230 112V113H229ZM28 113V114H27ZM42 115H41V114ZM117 113V114H116ZM179 113V114H178ZM205 113V114H204ZM237 113V114H236ZM148 114V115H147ZM182 114V115H181ZM185 114V115H184ZM193 114V115H192ZM195 114V115H194ZM207 114V115H206ZM209 114V115H208ZM211 114V115H210ZM223 114H225V115H223ZM229 114H230V116H229ZM2 115V116H1ZM41 115V116H40ZM46 115H48V116H46ZM55 115V116H54ZM112 115V116H111ZM139 115V116H138ZM180 115V116H179ZM184 115V116H183ZM199 115V116H198ZM200 115H203V116H200ZM239 115V116H238ZM47 118H46V117ZM150 116V117H149ZM183 116V117H182ZM187 116V117H186ZM209 116L211 117L210 119H209ZM214 116V117H213ZM216 116V117H215ZM235 116H237L236 117V119H234L235 118ZM133 117H135V118H133ZM164 117V116H163ZM194 117V118H193ZM221 119H220V118ZM223 117H225V118H223ZM46 118V119H45ZM55 118V119H54ZM76 118V117H75ZM74 117H73V119H75ZM201 118H202V120H201ZM227 118V119H226ZM154 119V120H153ZM193 119H197V121L196 120H194L193 121ZM203 119H205V120H203ZM215 119H216V121H215ZM218 119V120H217ZM224 119H226V120H224ZM241 119H243V120H241ZM25 120V121H24ZM130 120V121H129ZM182 120H184V122L182 121ZM207 120L208 121H214L213 122V124L214 125H208V122H207ZM229 120H230V122H229ZM239 120H240V122H239ZM73 121V120H72ZM95 121V122H94ZM133 121H135V122H133ZM158 121V122H157ZM186 121V122H185ZM189 121V122H188ZM190 121L192 122V123H190ZM199 121H202V122H200L199 124H198V122ZM220 121H222V123L220 122ZM242 121V122H241ZM3 122V123H2ZM21 122V123H20ZM25 122H26V125H25ZM197 122V123H196ZM217 122H219V123H217ZM224 122H226L225 124H224ZM228 122V123H227ZM233 122V123H232ZM244 122V123H243ZM28 123V124H27ZM71 123V122H70ZM186 123V124H185ZM206 123V124H205ZM235 123V124H234ZM240 123V124H239ZM4 124V125H3ZM17 124V125H16ZM94 124V125H93ZM107 124V125H106ZM154 126H153V125ZM157 124V125H156ZM185 124V125H184ZM202 124V125H201ZM216 124H219L220 126H218V125H216ZM226 126L225 128H227V129H225L224 130V125ZM238 124V125H237ZM7 125V126H6ZM28 125V126H27ZM40 125V126H39ZM192 125V126H191ZM196 125V126H195ZM201 125V126H200ZM232 125H233V127H232ZM20 126V127H19ZM26 126L28 127V128H26ZM39 126V127H38ZM97 126V127H96ZM193 126H195V127H193ZM205 128V127H210L209 129L208 128H203V127ZM214 126H216V128L214 127ZM228 126V127H227ZM258 126V130L256 129V127ZM260 126V127H259ZM25 127V128H24ZM38 127V128H37ZM41 127V128H40ZM52 127H56V128H52ZM58 127V128H57ZM184 127H186V128H184ZM198 127V128H197ZM237 127V128H236ZM5 129V131H4V129ZM24 128V129H23ZM34 128V129H33ZM41 129V131L42 130H45V131H47V134H46V132H45V134L47 135V136H49V139H50V141H49V143L44 147V150H42V152H43V155H44V152H45V156L43 157V158H41L40 156H42L41 155V150H37L34 154L32 153V154H30L29 156H26V158H24V157H22V158H14L13 156H12V151H11V149L13 150V148L14 149H20V148H22L21 146V142H20V140H22L23 138H22V136L24 135L23 134V131H24V133H25V135L27 136V133L29 132V134L31 135L32 133L34 134H32L31 136H37V134L34 132V130L37 132V130L38 129ZM111 128V129H110ZM156 128H158V129H156ZM215 128V129H214ZM222 128V129H221ZM239 128V129H238ZM250 128H253V129H250V130H252V132H253V134L249 137L250 139L252 138V140L250 141L249 139H246V141L244 142V145L247 143V145H245V148H250L251 147V145L253 146V145H256V144H258L259 142H261V143H263V140H264V134H263V132H261V133H257V132H260L259 130H261V131H264V129H261V128H263V126H262V123H259V124H256V125H253V126H251ZM25 129L26 130H28V132H26L25 131ZM37 129V130H36ZM39 129V130H40ZM47 129V130H46ZM53 129V130H52ZM56 129V130H55ZM58 129V130H57ZM154 129H155V131L157 132V134H158V136H156V135H153V132H155L154 131ZM196 129V130H195ZM198 129V130H197ZM207 129V130H206ZM217 129V130H216ZM256 129V130H255ZM8 130V131H7ZM11 130H13V131H11ZM15 130V131H14ZM30 130L31 131H33V132H30ZM133 130H134V133H133ZM201 130V131H200ZM208 130L210 131V132H208ZM213 132H212V131ZM214 130H216V131H214ZM222 130V131H221ZM223 130L225 131V132H227L225 135H224V133H223ZM237 130V131H236ZM255 132H254V131ZM50 131H51V133H50ZM194 131H196V132H194ZM205 131V133H207V134H205V133H203ZM220 131H221V134H220ZM236 131V132H235ZM3 132V133H2ZM5 132V133H4ZM9 134H8V133ZM138 132V133H137ZM155 132V133H156ZM163 133V135H162V133ZM202 132V133H201ZM137 133V134H136ZM178 133V134H177ZM189 133V134H188ZM197 133V134H196ZM198 133H200V134H198ZM215 133V134H214ZM216 133H218V134H216ZM239 133V134H238ZM8 134V135H7ZM213 134L214 135H217V136H215V137H217V138H215L214 136H213ZM220 134V135H219ZM235 134V135H234ZM262 134V135H261ZM4 135H5V137H4ZM55 135V136H54ZM58 135H59V137H58ZM161 135V136H160ZM188 135V136H187ZM198 135H199V139H198ZM201 135H202V137H201ZM206 135H207V137H209V136H211V137H209V138H207L206 139ZM256 135V136H255ZM134 136V137H133ZM136 136V137H135ZM155 136V137H154ZM190 136V137H189ZM204 136H205V138H204ZM221 136H223V137H221ZM232 136V137H231ZM240 136L242 137V138H240ZM254 136L256 137V138H254ZM257 136L259 137V138H257ZM260 136H262V137H260ZM188 137V138H187ZM197 137V139H195ZM220 139H219V138ZM226 139H225V138ZM140 138V139H139ZM157 138V139H156ZM202 138V139H201ZM227 138H228V140H227ZM238 138V139H237ZM248 138V137H247ZM137 139V140H136ZM156 139V140H155ZM163 139H164V141H163ZM205 139V140H204ZM236 141H235V140ZM253 139H256V140H254L253 141ZM261 139V140H260ZM159 140V141H158ZM185 140V141H184ZM190 140H192V142L190 141ZM217 140L220 142H217ZM221 140V141H220ZM223 140V141H222ZM231 140V141H230ZM238 140H240V141H238ZM250 142H249V141ZM259 140V141H258ZM15 141V142H14ZM63 141V140H62ZM136 141V142H135ZM142 141V142H141ZM154 141H156V143L154 142ZM196 141V142H195ZM198 141H200V142H198ZM203 141V142H202ZM204 141H205V143H206V149H205V146H203V145H205V143H204ZM206 141H209L210 143H208L207 144V142ZM226 143H225V142ZM229 141V142H228ZM253 141V142H252ZM258 141V142H257ZM17 142H18V144H17ZM133 142V143H132ZM138 142V143H137ZM157 142H158V144H157ZM181 144H180V143ZM197 142H198V144L200 145V148H201V150H199L198 151V147H199V145L197 144ZM218 143V145H220V146H218V145H216L215 143ZM222 142V143H221ZM225 144H224V143ZM237 142V143H236ZM131 143V144H130ZM135 143V144H134ZM140 143V144H139ZM253 143V144H252ZM134 144V145H133ZM158 146H157V145ZM161 144V145H160ZM176 144V145H175ZM191 144V145H190ZM202 144V145H201ZM215 144V145H214ZM225 146H224V145ZM260 144V143H259ZM17 145H19V146H17ZM183 145H186V146H183ZM249 145V146H248ZM162 146V147H161ZM175 146V147H174ZM183 146V147H182ZM188 146V147H187ZM209 146V147H208ZM5 147V148H4ZM159 147V148H158ZM204 148V150H203V148ZM226 147V148H225ZM181 148V149H180ZM192 148V149H191ZM221 148V149H220ZM68 149H69V147H68ZM158 149H161V150H158ZM193 149H194V151H193ZM196 149V150H195ZM227 149V150H226ZM3 150H4V153H3ZM6 150V151H5ZM9 150H10V152H9ZM147 150V151H146ZM204 152H203V151ZM178 151V152H177ZM188 151V152H187ZM5 152H7L6 153V155H5ZM185 152V153H184ZM198 152V153H197ZM199 152H202L201 154H202V156H201V154L199 153ZM223 152V153H224ZM39 153V154H38ZM176 153V156L174 155ZM136 154H137V157H138V153L136 152ZM135 154V155H136ZM146 154V156L144 157V155ZM179 154H181V155H179ZM188 154V155H187ZM190 154V155H189ZM197 154V155H196ZM198 154H200V158H199V155ZM32 155V156H31ZM151 155V157H149ZM220 155V154H219ZM218 155V156H219ZM182 156V157H181ZM196 156H198V157H196ZM29 157V158H28ZM31 157V158H30ZM150 159H149V158ZM216 157V156H215ZM148 158V159H147ZM152 158V159H151ZM154 158V159H153ZM177 158V159H176ZM194 158H195V160H194ZM201 158H203L204 160H203V162H202V160H201ZM207 158H209V159H207ZM15 159V160H14ZM67 159V158H66ZM213 159V160H212ZM150 160V161H149ZM154 160V161H153ZM157 162H156V161ZM159 160V161H158ZM216 160V161H215ZM218 160V161H217ZM43 163H42V162ZM197 161H199V162H197ZM31 164H30V163ZM178 162V163H177ZM201 162V163H200ZM211 162V163H210ZM45 163V164H44ZM69 163V164H68ZM71 163H74L73 161L71 162H67L66 163V165L65 166H67V167H71L72 165H71ZM155 163V164H154ZM197 163V164H196ZM203 163V164H202ZM205 163V164H204ZM218 165H217V164ZM220 163V164H219ZM38 164V165H37ZM41 164H42V167L43 166H45L46 167V169L48 168V175L50 176H48L49 178H48V180H53L52 182H51V180L50 181H47V183H46V181L44 182L43 181V183H42V177H39L38 176V174H41L40 172H39V169H38V173H37V168L40 166L41 167ZM68 164V165H67ZM150 164V165H149ZM153 164V165H152ZM207 164H209V165H207ZM212 164V165H211ZM30 165V166H29ZM34 165H35V167H34ZM149 165V166H148ZM162 165V164H161ZM198 165V166H197ZM202 166L203 165V167H200V166ZM204 165H207V166H205L204 167ZM212 167H211V166ZM214 165V166H213ZM264 165V164H263ZM224 166V165H223ZM199 167V168H198ZM210 169H209V168ZM217 167H219V168H221L222 169V171H221V169H219V168H217ZM247 167V166H246ZM262 167H263V169H264V166H261V167H258V169L256 170V172H255V170L252 172V175H254V177H256V173H259V171H261V169H262ZM31 168V169H30ZM148 168V169H149ZM202 168L204 169V170H202ZM216 168H217V171H215L216 170ZM251 168V167H250ZM253 168V167H252ZM249 169V168H247V169H249L248 171L246 170L245 172H244V174L243 175H245V174H248V176H250L249 174H251V171L254 169V168H257V167H254L253 169ZM261 168V169H260ZM176 169V170H175ZM207 169V170H206ZM213 169V170H212ZM262 169V171H261V173L262 174H259V175H257V177H260V175L262 176V175H264L263 173H264V170ZM42 170V169H41ZM202 170V171H201ZM259 170V171H258ZM182 171H184V172H182ZM210 171V172H209ZM213 171V172H212ZM236 171H239V172H236ZM37 174H36V173ZM181 172V173H180ZM187 172V173H186ZM200 172V173H199ZM206 172H208V173H206ZM219 172V173H218ZM224 173L223 175L225 176V177H223V178H220V177H222L223 175L221 174V173ZM229 172H231V173H229ZM185 173V174H184ZM204 174V175H202V174ZM226 173V174H225ZM234 173V174H233ZM238 173V174H237ZM253 173H255V174H253ZM72 174V175H71ZM200 176H199V175ZM213 174V175H212ZM216 174H219V175H216ZM221 174V175H220ZM42 175V174H41ZM61 175V176H60ZM76 174H74V172H72V171H70V173H69V176H68V184L71 182L70 180H72V182L71 183H77V184H80L81 183V180H80V177H78V175H76ZM184 175V176H183ZM188 175V176H187ZM190 175V176H189ZM229 175V177H227ZM234 175V176H233ZM251 175V176H252ZM37 176V177H36ZM230 176H231V178H230ZM250 176V178H252ZM70 177V178H69ZM91 177H92V179H91ZM90 177V180L91 181H93L94 180V177L93 176H91ZM205 177V178H204ZM209 177V178H208ZM216 177L218 178V179H216ZM227 177V178H226ZM37 178V179H36ZM212 178H214V180L212 179ZM228 178H229V180H228ZM233 178L234 179H237L238 178V180H235L234 182H232L233 181ZM21 179V180H20ZM40 179V180H39ZM181 179V180H180ZM191 180V182H190V180ZM200 179H202V180H200ZM210 179H212V180H210ZM226 179V180H225ZM12 180H14V181H20V182H22V183H24L25 185H24V187H25V191L24 190H22V192L24 191V192H26L25 194H24V192L22 193L20 190V187H19V189L17 188V185L15 186V183H14V181L12 182ZM60 180V181H59ZM206 180V181H205ZM209 180H210V182H209ZM218 180V181H217ZM224 180H225V182H224ZM58 181V182H57ZM198 181H201V182H198ZM204 181V182H203ZM214 181V182H213ZM217 181V182H216ZM237 181V182H236ZM245 181V182H244ZM26 182V183H25ZM185 182V183H184ZM219 182V183H218ZM222 182H223V184H222ZM228 182V183H227ZM235 182H236V184H235ZM238 182H240V183H238ZM53 183V184H52ZM189 183V184H188ZM208 183H210L209 185H208ZM212 183V184H211ZM216 183H218L217 185H216ZM221 183V184H220ZM233 184V186L232 185H230V184ZM243 183V184H242ZM52 184V185H51ZM56 184V185H55ZM186 186H185V185ZM192 184V185H191ZM200 184V185H199ZM202 184V185H201ZM207 186H206V185ZM226 184H227V187H229L230 188V186H232L231 187V189H229L228 188V190H227V187H226ZM238 184H240V185H238ZM245 184V185H244ZM51 185V186H50ZM55 185V186H54ZM204 185V186H203ZM211 185V186H210ZM220 185V186H219ZM238 185V186H237ZM49 186V187H48ZM217 186V187H216ZM236 186H237V188H236ZM245 186H248V188L247 187H245ZM53 187V188H52ZM161 187H162V189H163V192H164V195H163V201H161L162 202V205H161V207H167L168 208V206H169V208H170V206H171V209H170V211H173V213L175 214V218H176V224L174 223H170L168 220H165V218H163V220L165 221V223H163V221L162 222H160V223H162V224H164L163 226H162V228H167V229H165V230H167V231H165L164 229V231H165V234H166V236H168L169 234L171 235H169L168 237H170V238H166V239H168V240H171V241H168V243L170 244V248H169V250H171L170 251V254H169V256H170V258L172 259L173 257H175L174 259H176V258H179L181 255L183 256L184 254L183 253H187V254H189V255H187V254H185V255H187V256H183L184 258L182 259V256H181V263L182 264H185V263H187L188 261H189V258L191 257V254H193V252L194 251H192V250H195L196 249V247H195V242H192L190 245H192V247L191 246H189L188 248H190V249H187V246H188V244L186 245V243H187V239L188 238H185L184 237V234L182 233L183 232V229L187 226L185 223H181L180 222V220H179V215H178V213L177 212H175V211H177V209H176V207L173 205V203H171L172 201L169 199V197H170V195L168 194V189H167V185H165V184H161ZM207 187V188H206ZM216 187V188H215ZM220 187L222 188V189H220ZM234 187H235V189H237V191L236 190H234ZM239 187H241V188H239ZM51 188V189H50ZM211 188H212V190H211ZM219 188V189H218ZM224 188V189H223ZM242 188H243V190H242ZM250 188V189H249ZM167 189V190H166ZM187 189V190H186ZM205 189V190H204ZM240 189V191H238ZM50 190V191H49ZM190 190V191H189ZM199 190H201L202 192H200ZM214 190V191H213ZM215 190H216V192H215ZM218 190H219V194H220V192H221V190H222V194H217L218 193ZM232 190V191H231ZM245 190V191H244ZM251 190V191H250ZM32 191V192H31ZM48 191V192H47ZM211 191V192H210ZM224 191V192H223ZM228 191V192H227ZM231 191V192H230ZM247 191V192H246ZM36 192V193H35ZM44 192H46V194L48 193L49 194V196H48V194L46 195ZM152 191L150 190V192H148V199L150 200V202L152 201V204H151V206L153 207L154 205H160V203H157L154 199H152V197H151V199H150V196L151 195H153L152 193H151ZM206 193V194H204V193ZM208 192H209V194H208ZM226 192V193H225ZM234 192V193H233ZM238 192H241V193H238ZM244 192V194L242 195V193ZM250 192V193H249ZM53 193V194H52ZM151 193V194H150ZM189 193V194H188ZM202 193V194H201ZM216 193V194H215ZM230 193V194H229ZM237 193H238V195H237ZM248 193V194H247ZM12 194V198L13 199H11L10 198V195ZM24 194V195H23ZM33 194V193H32ZM46 196H45V195ZM51 194V195H50ZM55 194H56V196H55ZM58 194V195H57ZM150 194V195H149ZM200 194V195H199ZM223 194H225L226 196H224L223 197ZM229 194V195H228ZM241 194V195H240ZM251 194V195H250ZM254 194V195H253ZM63 195H64V197H63ZM69 195V196H68ZM169 195V196H168ZM189 195H193V197H191V196H189ZM195 195L197 196V197H195ZM205 195H206V197H205ZM222 195V196H221ZM234 195V196H233ZM246 195V196H245ZM25 196V197H24ZM188 196V197H187ZM203 196V197H202ZM212 196V197H211ZM218 196V197H217ZM233 197V199H232V197ZM240 196V197H239ZM250 196V197H249ZM255 198H254V197ZM167 197V198H166ZM215 197H217L218 198V200H217V204H216V199L217 198H215ZM221 197V198H220ZM236 197V198H235ZM8 198H10V200H11V202H12V204L10 205V203L8 204ZM68 198V199H67ZM197 198H199L200 199V202L198 201V199ZM203 198V199H202ZM210 200H209V199ZM221 200H220V199ZM65 199V200H64ZM165 199V200H164ZM207 199V200H206ZM228 199V200H227ZM232 199V200H231ZM246 199H247V201H246ZM251 199V200H250ZM253 199V200H252ZM64 200V201H63ZM67 200V201H66ZM153 200L155 201V202H153ZM209 200V201H208ZM212 200H214V201H212ZM223 200H225V201H223ZM241 200H242V202H243V204L241 203ZM221 201V202H220ZM223 201V202H222ZM164 202H166V203H164ZM197 202V203H196ZM209 202H210V204H209ZM219 202L220 203H222V204H219ZM235 202V203H234ZM241 204V206H240V204ZM249 202V203H248ZM14 203V204H13ZM71 203H73V205L71 204ZM157 203V204H156ZM169 203H170V205H169ZM212 203V204H211ZM215 203V204H214ZM225 203V204H224ZM227 203V204H226ZM247 203V204H246ZM165 204V205H164ZM168 204V205H167ZM208 204V205H207ZM240 206H238V205ZM12 205H13V207H12ZM212 207H211V206ZM223 205H225V206H223ZM243 205V206H242ZM246 205L247 206H249L250 205V207H246ZM73 206V207H72ZM208 207L207 209H204V208H206V207ZM216 206V207H215ZM157 207V206H156ZM242 207V208H241ZM243 207L245 208V210L243 209ZM159 208V207H158ZM168 208V209H169ZM234 208V209H233ZM173 209V210H172ZM236 209V210H235ZM238 209V210H237ZM240 209V210H239ZM250 211H249V210ZM10 210H12V212L10 211ZM23 210V211H22ZM45 210V211H46ZM160 210V209H159ZM206 211V212H203V214H202V211ZM13 211H14V215H13ZM75 211V212H74ZM238 211V212H237ZM236 212V214H234ZM77 213V214H76ZM206 214V216H204L205 214ZM211 213V214H210ZM214 213H216V214H214ZM222 213H223V215H222ZM238 213V214H237ZM248 213V214H247ZM249 213H251V214H249ZM13 216H12V215ZM214 214V215H213ZM227 214V215H226ZM232 214V215H231ZM77 215V216H76ZM80 215V216H79ZM208 215V216H207ZM211 215V216H210ZM253 216V217H251V216ZM255 215V216H254ZM50 216V217H49ZM178 216V217H177ZM215 216V217H214ZM239 218H238V217ZM242 216V217H241ZM246 216V217H245ZM162 217H164V216H162ZM162 217H161V213H160V220H162ZM204 217V218H203ZM205 217H208L209 219L208 220H210V221H212L213 223H211L210 221V223L208 222V220L206 221L205 219H207V218H205ZM223 217V218H222ZM229 217V218H228ZM250 217V218H249ZM213 218V219H212ZM236 218H238V219H236ZM244 218H245V220H247L246 222H248V223H246L245 222V220H244ZM196 219H192V220H194V221H191V223L190 224H196ZM216 219V220H215ZM222 219V220H221ZM240 219V220H239ZM253 221H252V220ZM159 220V221H160ZM232 220V221H231ZM237 220V221H236ZM244 220V221H243ZM256 220V221H255ZM79 221V222H78ZM166 221H168V223L166 222ZM219 221V222H218ZM216 222H218V223H216ZM243 222H244V224L245 225H247L246 227H245V225L243 224ZM250 222V223H249ZM209 223V224H208ZM215 223H216V225H215ZM228 223V224H227ZM235 223V224H234ZM242 223V224H241ZM256 223V224H255ZM162 224H160V225H162ZM172 224V225H171ZM183 224H185V225H183ZM221 224H223L222 226H221ZM225 224H227V225H225ZM252 225V226H250V225ZM168 225V226H167ZM174 225V226H173ZM206 225V226H205ZM225 225V226H224ZM172 226V227H171ZM220 226V227H219ZM231 226V227H230ZM236 226V227H235ZM255 226V227H254ZM179 227V228H178ZM181 227V228H180ZM217 227V228H216ZM228 227V228H227ZM247 227L249 228V229H247ZM171 228V229H170ZM216 228V230L217 231H215L214 229ZM224 228V229H223ZM231 228V229H230ZM242 228H243V231H242ZM245 228V229H244ZM81 229V230H80ZM206 229H208L207 227H206ZM221 229V230H220ZM233 229V231H231ZM247 229V230H246ZM254 229V230H253ZM169 230V231H168ZM171 230V231H170ZM209 230V231H210ZM237 230H239V231H237ZM255 230H257V231H255ZM174 231V234L173 233H171V232H173ZM179 232V234L181 235V236H179V234H178V232ZM182 231V232H181ZM190 231V230H189ZM188 231V237L190 236V238L192 237V234H193V232L191 233V232H189ZM215 231V232H214ZM223 231V232H222ZM231 231V232H230ZM235 231V232H234ZM251 231V232H250ZM83 232V233H82ZM167 232V233H166ZM214 232V233H213ZM217 232H220V233H217ZM234 232V233H233ZM246 232V233H245ZM250 232V233H249ZM191 233V234H190ZM219 234V235H217V234ZM236 233V234H235ZM244 233H245V235L247 236V238L246 237H244L245 235H244ZM255 233V234H254ZM190 234V235H189ZM240 234V235H239ZM242 234V235H241ZM254 234V235H253ZM195 235H196V232H195ZM217 235V236H216ZM256 235V236H255ZM174 236V237H173ZM185 238V240L183 239V237ZM251 238H250V237ZM127 237H128V235H127ZM254 239H253V238ZM255 237H257V238H255ZM262 237V238H261ZM22 238V239H21ZM117 238V239H116ZM121 238V239H120ZM189 238V239H190ZM241 238H243V239H241ZM114 239H116V240H114ZM261 239H263V240H261ZM122 240V241H121ZM235 240H237V242L235 241ZM246 240H249V241H251L252 243L255 241V240H257V241H255V244H253L252 246L250 245V244H252V243H249V241H246ZM111 241V242H110ZM173 241V242H172ZM183 241H186V243L185 242H183ZM209 241V242H208ZM24 242V243H23ZM51 243V244H49V243ZM249 244H248V243ZM258 242V244H256ZM42 243V244H41ZM97 243V244H96ZM109 243V244H108ZM185 243V244H184ZM244 243H245V245H244ZM48 244H49V246H48ZM106 244H108V245H106ZM122 244V245H121ZM182 244V245H181ZM207 244V245H206ZM172 245V246H171ZM176 245V246H175ZM177 245H178V247H177ZM183 245H184V247H183ZM206 245V246H205ZM259 245H260V248H258L259 247ZM262 245V246H261ZM41 246V247H40ZM105 246V247H104ZM175 246V247H174ZM197 246V245H196ZM246 246V247H245ZM257 246V247H256ZM43 247V248H42ZM174 247V248H173ZM185 247H186V250H188V251H186L185 250ZM204 247V248H203ZM256 249H255V248ZM262 247V248H261ZM178 248V249H177ZM181 248V249H180ZM251 248V249H250ZM175 249V250H174ZM177 249V250H176ZM180 249V250H179ZM248 249V251H246ZM250 249V250H249ZM253 249V250H252ZM258 249V250H257ZM261 249H262V251H261ZM172 250H173V252H172ZM190 250H191V252H190ZM203 250H205V251H203ZM184 251H186V252H184ZM246 251V252H245ZM250 251V252H249ZM254 251V252H253ZM255 251H256V253H255ZM258 251H259V253H258ZM177 252V253H176ZM181 253V255H180V253ZM29 253V254H28ZM53 253V254H52ZM174 253H175V256H174ZM191 253V254H190ZM203 253H204V255H203ZM252 253V254H251ZM255 253V254H254ZM263 253V254H262ZM172 254H173V256H172ZM199 254V256H201ZM55 255V256H54ZM177 256V257H176ZM203 256H205L204 258H203ZM255 256V257H254ZM262 256V257H261ZM59 257V258H58ZM62 257V258H61ZM57 258V259H56ZM212 258V259H211ZM256 258V259H255ZM61 259H63V262H61L62 260ZM184 259H186V260H184ZM191 259V258H190ZM59 260H60V263H58L59 262ZM65 260V261H64ZM184 260V261H183ZM208 260V261H207ZM179 261V262H180ZM184 263H183V262ZM189 262H191V260L189 261ZM187 263V264H193V262H191V263ZM214 262V263H213ZM261 262V263H260ZM181 263H178V264H181ZM195 263V262H194ZM196 264V263H195Z\"/></svg>","mask_w":264,"mask_h":264}]
</instances>
